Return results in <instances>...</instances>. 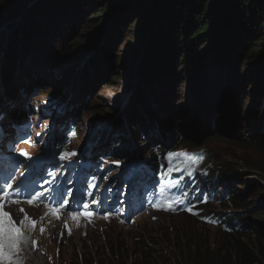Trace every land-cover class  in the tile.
<instances>
[{
  "label": "rangeland",
  "instance_id": "1",
  "mask_svg": "<svg viewBox=\"0 0 264 264\" xmlns=\"http://www.w3.org/2000/svg\"><path fill=\"white\" fill-rule=\"evenodd\" d=\"M2 1L3 0H0V2ZM31 1L29 6L34 2L36 3L37 0ZM116 1L117 0L99 1V3L105 2L104 8L107 9V12L102 17H98L102 10L91 11L87 6L84 7L78 4L70 5V8L67 9H61V14L57 22L55 21L49 29L48 27L45 28L49 30V33L47 32L48 36L61 33L63 37L58 36L57 43L54 42L53 46L48 45L41 51H38L37 48L39 47L34 46L32 42L25 44L21 47L19 55L15 60L14 57H11L14 51H9V42L13 31L16 30L17 24H20V17L23 16L24 12L19 16L17 15L19 18L17 16L12 17L13 15H11L12 18L8 19V12H12L14 9L9 7L8 10H0V21L3 18L0 25V75H2L3 69L5 71L8 70L9 67L11 69L15 68V71H12L13 78L11 84L6 85L0 81L1 95H5L6 90L12 89V86L16 87L17 85H21L25 75L24 70L37 65V71L41 72V77H47L38 79L41 86L46 89V91H44L45 95L50 93L49 91L53 87V77L58 80L64 78L66 81L65 85L67 86L65 88L66 91L75 97H77L79 90L83 88L84 85H91L90 87L93 93L84 103L85 111H79L82 123L89 122L92 124L94 121L97 122L98 118L99 121L104 119L107 120L108 118V125H113V128L121 126L131 131L134 140L138 142L142 137L138 132V128L133 127L132 123L127 120V116L125 115L127 107L129 108L132 105V110L142 108L141 110L135 111L137 114L146 110L148 105L160 110L157 108V101L161 98H159L157 91H160L161 86L171 80L173 90L169 97L173 99V104L170 105L171 112L169 118L173 115L172 111H178L182 118L183 127L186 129L188 126V115H195V105L194 101H192L194 98L191 94V88H194L195 84L200 81L197 74V66L202 62V56H200L199 59L190 60L188 63L184 61L179 62L177 57L176 67H173L172 64L169 65L171 71L174 73L173 76L172 74L169 75L167 81L152 77L148 73H146V75L143 74L141 65H138L139 56L142 57L143 53L137 51V54H135L132 50L129 51L127 44L138 35L140 26L143 24V21L141 23L140 17L143 19L147 16V13L150 12L149 6L153 3V0L145 2L143 12L136 14L133 18L126 16L117 18V16L113 17L108 15V11L110 14H113V8L111 9L109 6L111 7V4L115 5ZM70 12H73L70 21L73 24V28L68 31H62L64 29L63 25L68 22L66 17L70 15ZM113 24L115 26V31L117 30L116 39L109 40L115 44L113 48V59L109 63L100 62L91 68V57H95V54L105 45V42L110 37L109 33L112 30V28L109 30L110 25ZM38 26L40 25H36V27ZM105 26L109 31L105 29ZM47 33L44 34L45 37ZM212 37L213 35L205 38V46L211 48L213 42L211 41L213 40ZM19 40L21 41L22 39ZM253 43V46L260 45V43L256 41ZM245 47L244 45L241 46L242 49ZM238 49H240V47ZM197 50V52L200 53L202 47H199ZM254 51L255 48H251L242 55L243 58L238 66L237 72L244 78L240 79L241 93L239 92L236 98V91H233L232 96L225 100L226 104L230 103L235 107H241L240 117L242 118H244L245 113H248V108L250 109V106L253 107L255 101L259 106L256 111L257 115L260 117L264 116V84L263 89L260 87L263 80L259 79L258 75L254 72L252 73L254 77L244 75L246 66L247 70L250 68L252 71H255L256 69L254 68L259 66V63L256 64L255 62L246 65L245 59L249 58ZM129 60L132 61V65L131 69L128 71L130 67ZM181 63H184L183 71H180L179 68V64ZM202 65H206L208 68V78L205 77L206 81H203V86L204 83H206V97L210 98L213 95L222 97V94L229 93V88H232L229 86L232 82H226L225 75L231 70L232 65H229L228 62L222 64L221 75L219 73L220 77L215 71L212 72L216 64L212 65L210 64V60L209 62L206 60L202 62ZM87 67H90L89 69L91 70L84 72V69ZM100 70H102L105 75L107 72V78L100 76ZM250 70L248 73H251ZM178 73H180L181 76L176 78ZM85 74L87 75L84 77ZM35 79L37 78L32 80ZM260 89V95L256 98L255 95L259 93ZM45 95L40 96V98L45 97ZM165 100H168V98H165ZM180 116L178 118H180ZM115 117L117 118L116 120H114ZM119 119L121 120L118 121ZM219 119H221L220 123L223 124V126L228 120L227 118L220 117ZM235 119L240 121V118ZM170 125L182 131V127L178 123L171 122ZM235 131L236 132H234L233 127H229L228 133H226L223 138L202 134L201 136L205 138L200 144L207 146L211 154H216L219 157L222 163L221 169L224 168L223 163H229L230 168L233 173L237 175V178L245 180V183L241 180H237L233 188L238 189L240 186L247 188V198H249V200H255L256 204L259 202L264 203V195L259 191V189L264 190V154L259 148L253 146L250 140L240 144L238 142L240 141L238 136L242 133V129L237 127ZM251 168L259 170V173L251 171ZM228 206L231 207L230 204ZM252 209L254 210V207ZM176 217L177 218L169 219L167 216L163 215L162 219L157 221H153L151 217L142 218L139 220L138 224L128 229L121 228L117 224H111L108 229L103 230L104 233L101 236L96 234V232H99V227H101L100 224H98L92 227L95 233L94 238L97 243H91L85 238L81 240L73 239L69 243L63 242L61 243V258L57 259L55 263L48 264H78L76 254L80 255L81 252L89 253L92 248L95 249L96 247L98 251L102 252L104 250V236L107 238V245L116 247V244H120L123 246V257L120 258L121 264H128L126 250L132 245L134 240L138 239L136 236H140V241L147 244L150 250L154 252L153 264H183L180 245L181 242L185 243L187 239L192 237V230L190 228V223H183L182 217ZM250 224L251 226L257 225L253 222ZM171 225L177 227V233L173 232V234H171V230L169 229ZM196 228L199 233L207 234L205 236L211 251L217 250L220 247L223 239L220 240L221 236L218 235L219 233H217V230L207 227H204V229H209L208 231L199 229L198 227ZM76 231L77 230L74 232ZM157 232H161L162 234L158 235ZM115 238L118 240L117 243L115 242ZM151 240L153 243H149ZM54 255L57 257L55 253ZM89 258L88 256L87 261ZM49 259H51V257H49ZM107 264H116V262L114 260H109Z\"/></svg>",
  "mask_w": 264,
  "mask_h": 264
},
{
  "label": "trees",
  "instance_id": "2",
  "mask_svg": "<svg viewBox=\"0 0 264 264\" xmlns=\"http://www.w3.org/2000/svg\"><path fill=\"white\" fill-rule=\"evenodd\" d=\"M99 1L37 0L36 3L34 2L35 4L29 6L31 0H3L0 2V10H8L9 7L14 9L12 12H8V19L19 16L24 12L23 16L20 17V24H17L16 30L13 31L10 37L9 47L11 52L14 51L11 57H14V60L17 59L21 47L30 42L39 47L37 48L38 51L48 45L53 46L54 42L57 43L58 36L63 37V34L58 33L48 36V29L55 21L57 22L61 9L70 8V5L87 6L91 11L102 10L98 15V17H102L107 9L104 8L105 2L99 3ZM145 2H149V0H117L115 5L111 4V7L109 6V8H113V14L108 11V15L117 16V18H121V16L133 18L136 14L143 12ZM149 8L150 12L147 13V16L143 19L140 17L143 24L140 26L138 35L127 44L129 51L132 50L135 54H137V51L143 53L140 63L143 74L148 73L152 77L167 81L169 75L172 74L173 76L174 73L169 65L172 64L173 67H176L177 57L179 62L188 63L190 60H196V58L199 59L202 56V62L206 60L209 62L210 60V64H216L212 72L215 71L218 76L219 73L221 75L222 64L228 62L229 65H232L231 70L225 75V81L232 82L229 86L232 87L229 88V93L222 94V97L213 95L210 98L206 97V83L203 86V81H206L205 77L208 78V68L206 65H202V62L197 66L200 81L195 84L194 88H191L196 115L201 116L208 109L213 108L224 117L226 111L232 109V105L230 103L226 104L225 100L232 96L233 91H236V98L237 94L241 93L240 79L244 78L237 72L238 66L243 58L242 55L251 48H255V51L251 53L249 58L245 59L246 65L255 62L256 64L259 63V66L254 68L255 71L250 70V68L247 70L246 66L244 75L254 77L252 73H256L258 78L263 80L260 84L261 89H263L264 0H153ZM11 15L13 16L11 17ZM72 16L73 12H70V15L66 17L68 22L63 25L64 29L62 31L73 28V24L70 22ZM36 25L40 26L36 27ZM45 27H48V29ZM111 28L110 37L105 45L95 54V57H91V68L100 62L109 63L113 59L115 44L109 40L116 39L117 30L115 31L114 24L110 25L109 30ZM105 29L108 30L106 26ZM45 33H47L46 37L44 36ZM212 35L215 37H212V46L209 48L204 45L206 42L204 40ZM255 41L259 42L260 45L253 46ZM243 45L246 46L244 49L241 48ZM199 47H202L200 53L197 52ZM239 47L240 49H238ZM183 64H179L180 71H183ZM129 65L128 71L132 65L130 60ZM90 67L85 68L84 72L91 70ZM249 70L251 73H248ZM12 71H15V68H9V72L2 73L6 82H9ZM100 76L107 78L108 74L106 72L105 75L100 70ZM179 76H181L180 73L176 78ZM54 82L57 87H62L57 85L61 84L58 80L54 79ZM171 83L170 80L161 86L160 91H157L159 98L171 96L173 90ZM90 86L84 85L81 88V96L92 95L93 90ZM261 89L255 95L256 98L260 95ZM258 107L255 101L253 107L250 106V112H256ZM220 127L222 128V126ZM221 131L224 135V129H221ZM225 131L228 133V130L225 129ZM250 132L255 134L257 130L252 129ZM253 137V139H250L253 146L259 148L264 154V135L255 134ZM246 141H243V143ZM257 171L259 172V170ZM191 230L192 237L187 239L185 243L181 242L180 245L183 264H264V235L253 238L252 236L240 237L223 234V237L220 238V240L223 239L220 247L211 251L205 236L207 234L199 233L196 227ZM153 263V257L147 253H135L130 262V264Z\"/></svg>",
  "mask_w": 264,
  "mask_h": 264
},
{
  "label": "snow or ice",
  "instance_id": "3",
  "mask_svg": "<svg viewBox=\"0 0 264 264\" xmlns=\"http://www.w3.org/2000/svg\"><path fill=\"white\" fill-rule=\"evenodd\" d=\"M27 127V125L25 126ZM71 135H76L75 132H72ZM27 136V132H25L24 136L20 137V142L24 143H31L30 137L25 138ZM19 155L21 157H24L25 159H31L30 154L27 153L24 150H21L19 152ZM78 155L75 151L73 152H67L62 151L59 153V160L61 162H67L70 161L72 157ZM197 160L203 158V154H200L199 156L195 157ZM193 158L188 153H173L169 152L167 153V160L169 161V164H172L176 160H180L181 163H184L185 166H188V162L192 160ZM119 164V162H116ZM31 167V165H30ZM182 171L183 169L180 168H171L170 171ZM194 171V170H193ZM193 171H189L188 175L191 176L193 174ZM49 176L52 177L51 180H46L45 184H52L55 182L57 178L56 172H49ZM167 183V181H166ZM42 191H32L28 195L27 203L29 205H34L37 202H42L43 198L51 191V189H47L44 187V185H40ZM88 189H90L87 192L88 197L91 199V204H96L98 201L93 197V191L92 189H95L96 185L89 184L87 185ZM17 190H13V184L10 183L7 179L3 182V184H0V264H21V261L17 259V255L20 252V246L22 243L27 242V236L25 234V228H30L32 230H35L37 227V221L31 217H28L26 214L24 215L23 219L17 223V221L14 219L11 213L6 211V206L8 203H16L19 204L21 202V191H19V185L16 186ZM165 192V188H160V194L163 195ZM67 195H71V192ZM69 201L66 198L65 194L61 192L60 199L57 203H51L49 202L48 207L50 208V215L55 216L57 219L60 218V214L63 210H65L66 206L68 205ZM182 203V199H172L169 198L166 201L167 208L164 210H175V206L177 204ZM91 204L89 202H84L82 204V211H74L71 212L70 215L73 220L79 222L80 219H87L89 222L92 221L93 216L95 213L91 210ZM155 207L160 208L161 205L159 203L154 204ZM21 213L23 214L25 212L24 209H20ZM188 211H192L191 208L188 209ZM110 215V213L108 214ZM107 218V215L105 216ZM64 227L68 230V234H71V229L68 228L67 223H65ZM41 233L45 232L46 229L41 227L40 228ZM63 235V234H61ZM37 242H33L35 245Z\"/></svg>",
  "mask_w": 264,
  "mask_h": 264
},
{
  "label": "clouds",
  "instance_id": "4",
  "mask_svg": "<svg viewBox=\"0 0 264 264\" xmlns=\"http://www.w3.org/2000/svg\"><path fill=\"white\" fill-rule=\"evenodd\" d=\"M241 181L243 183H245V180L241 179ZM246 190H247V188H245V191ZM255 218H256V220H255ZM255 218H249V220L246 218L244 220V223L250 224L251 222H253V223L257 224L256 226H252V228L251 229H247L246 232L244 230H240V231H233V233H230V234L231 235L240 236V237H242V236H244V237L252 236L253 238L254 237H258V236H263L264 235V214L263 213H259V214L255 215ZM221 237H223V235Z\"/></svg>",
  "mask_w": 264,
  "mask_h": 264
},
{
  "label": "bare ground",
  "instance_id": "5",
  "mask_svg": "<svg viewBox=\"0 0 264 264\" xmlns=\"http://www.w3.org/2000/svg\"><path fill=\"white\" fill-rule=\"evenodd\" d=\"M9 51H11V48L9 49ZM169 104V103H168ZM210 109H208L203 115L201 116H198L197 115V119L198 120H201L208 112H209ZM182 130H185V127L182 128ZM85 132V131H84ZM205 133V132H203ZM199 135H202V134H199ZM5 179V177H0V182H2L3 180ZM6 180V179H5ZM4 182V181H3ZM72 190H74V187H71Z\"/></svg>",
  "mask_w": 264,
  "mask_h": 264
},
{
  "label": "water",
  "instance_id": "6",
  "mask_svg": "<svg viewBox=\"0 0 264 264\" xmlns=\"http://www.w3.org/2000/svg\"><path fill=\"white\" fill-rule=\"evenodd\" d=\"M140 58H141V57L139 56V59H138V65H140Z\"/></svg>",
  "mask_w": 264,
  "mask_h": 264
}]
</instances>
